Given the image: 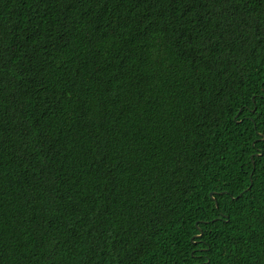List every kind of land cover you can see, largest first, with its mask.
<instances>
[{
    "label": "trees",
    "instance_id": "obj_1",
    "mask_svg": "<svg viewBox=\"0 0 264 264\" xmlns=\"http://www.w3.org/2000/svg\"><path fill=\"white\" fill-rule=\"evenodd\" d=\"M0 264H264V0H0Z\"/></svg>",
    "mask_w": 264,
    "mask_h": 264
},
{
    "label": "water",
    "instance_id": "obj_2",
    "mask_svg": "<svg viewBox=\"0 0 264 264\" xmlns=\"http://www.w3.org/2000/svg\"><path fill=\"white\" fill-rule=\"evenodd\" d=\"M261 154V153H260ZM211 196L213 197L214 196V192H211Z\"/></svg>",
    "mask_w": 264,
    "mask_h": 264
}]
</instances>
